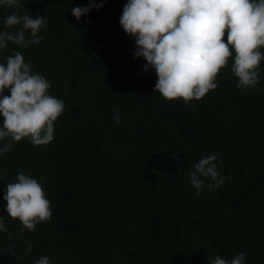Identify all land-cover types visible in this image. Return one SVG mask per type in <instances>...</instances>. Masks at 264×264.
Returning <instances> with one entry per match:
<instances>
[{
	"label": "trees",
	"instance_id": "16d2710c",
	"mask_svg": "<svg viewBox=\"0 0 264 264\" xmlns=\"http://www.w3.org/2000/svg\"><path fill=\"white\" fill-rule=\"evenodd\" d=\"M127 2L107 0L79 21L72 9L89 0L0 7V18L15 12L47 19L41 43H9L0 63L21 52L49 81V94L65 103L50 144L25 138L0 155V217L8 228L0 232V264H35L44 255L50 264H212L241 252L245 264H264V60L259 84L237 88L230 49L218 87L191 101L194 108L167 101L120 25ZM0 30L15 31L2 19ZM116 113L120 123L113 122ZM208 155L217 157L225 183L209 188L213 182L201 177L197 195L190 173ZM21 172L51 202V220L34 232L21 231L3 200Z\"/></svg>",
	"mask_w": 264,
	"mask_h": 264
},
{
	"label": "clouds",
	"instance_id": "9594fccd",
	"mask_svg": "<svg viewBox=\"0 0 264 264\" xmlns=\"http://www.w3.org/2000/svg\"><path fill=\"white\" fill-rule=\"evenodd\" d=\"M107 0H89L88 7H75L72 15L80 20L93 9L104 6ZM0 7L19 8L20 0H0ZM2 19L0 52L9 43L30 48L41 43L39 35L47 27L44 16L33 18L15 12ZM125 33L135 39L134 57L146 61L144 72L154 69L157 75L155 93L167 101L182 99L185 105L202 101L218 87L216 83L222 68L233 56L232 74L238 78L237 88L247 90L260 82L259 66L264 60V0H128L120 17ZM227 31V43L224 35ZM28 34L26 37L25 34ZM0 63V155L13 150L14 142L28 138L34 146H46L54 140V122L62 116L65 103L49 94L51 84L33 71L31 62L15 51ZM10 91V96L3 95ZM120 123V114L113 117ZM217 157L201 158L190 173L192 186L200 194L204 181L213 183L209 188L221 187L224 177L216 164ZM3 200L12 220H18L24 229L34 232L36 226L52 217L51 202L41 185L30 175L18 173L16 182L6 185ZM0 232H8L4 218L0 217ZM28 244L24 255L31 253ZM245 253L230 260L216 256L212 264H245ZM35 264H50L44 255Z\"/></svg>",
	"mask_w": 264,
	"mask_h": 264
}]
</instances>
